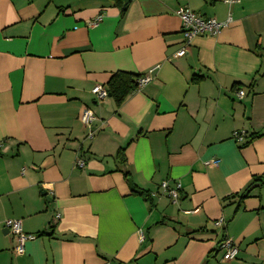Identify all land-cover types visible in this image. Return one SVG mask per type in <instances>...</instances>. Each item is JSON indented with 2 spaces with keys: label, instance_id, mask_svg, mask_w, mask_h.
Listing matches in <instances>:
<instances>
[{
  "label": "crops",
  "instance_id": "crops-1",
  "mask_svg": "<svg viewBox=\"0 0 264 264\" xmlns=\"http://www.w3.org/2000/svg\"><path fill=\"white\" fill-rule=\"evenodd\" d=\"M180 8L230 23L178 57ZM117 72L149 81L97 101ZM261 182L264 0H0V264H264Z\"/></svg>",
  "mask_w": 264,
  "mask_h": 264
},
{
  "label": "built area",
  "instance_id": "built-area-1",
  "mask_svg": "<svg viewBox=\"0 0 264 264\" xmlns=\"http://www.w3.org/2000/svg\"><path fill=\"white\" fill-rule=\"evenodd\" d=\"M210 1H219L223 4L231 7L239 2V0H210ZM176 15L179 17L181 21V34L184 39L183 46L177 51L176 56L181 57L187 52V48L190 44V41L197 36H208L214 37L217 36L220 31L227 27L230 23V19L228 18L224 22H217L214 19H204L198 14H195L190 9L180 8L176 11ZM100 18H97V21ZM149 81V77L140 78L137 82L138 88L143 87ZM90 93L94 96L97 101H102L108 97L107 91L103 86L95 85L91 88ZM238 98H242L244 96V92L239 90L236 93ZM80 122L87 128H90L92 121L94 120L93 114L91 110L84 109L80 114ZM91 135V134H89ZM234 139L237 142H242L243 134L236 133L234 135ZM212 164L217 165L218 161H211ZM75 167L83 168L84 161L82 159H76ZM160 188L163 193H165L173 202L178 199V192L180 190V186L177 184L174 188H169L166 182L160 184ZM223 223L222 219H218L215 222V226H221ZM5 228L9 231V233L13 236L15 241L14 252L17 255H21L24 252V244L27 241L33 240L35 237L33 235L24 234L21 230V224L17 220H6L4 222ZM219 251H221V261L222 262H230L232 261L237 253L238 249L234 242L229 238H224L219 246Z\"/></svg>",
  "mask_w": 264,
  "mask_h": 264
},
{
  "label": "trees",
  "instance_id": "trees-1",
  "mask_svg": "<svg viewBox=\"0 0 264 264\" xmlns=\"http://www.w3.org/2000/svg\"><path fill=\"white\" fill-rule=\"evenodd\" d=\"M116 5L121 9V13L125 11V6L123 7L121 1H117ZM139 79H140L139 76H134V75L123 73V72H117V73L111 74L104 88L107 91V95L113 98L117 105H120L122 101L129 94L139 89L138 84H137ZM235 90L238 91L240 89L239 87H236ZM260 136H261L260 134L250 135L247 143H249L253 139H256ZM116 159L120 162L124 161L123 149H120L117 151ZM125 178H127V174L125 175ZM256 182H260V179L252 180V182L246 187V189L240 195L241 200L246 198L249 195L251 189L253 188ZM260 184L264 185V182H261ZM142 195L147 201H149L150 198L146 193H142Z\"/></svg>",
  "mask_w": 264,
  "mask_h": 264
},
{
  "label": "water",
  "instance_id": "water-1",
  "mask_svg": "<svg viewBox=\"0 0 264 264\" xmlns=\"http://www.w3.org/2000/svg\"><path fill=\"white\" fill-rule=\"evenodd\" d=\"M123 1H124V4H127L130 0H123ZM127 182H128V186H129V188H130L131 191H133V192H139V191H136V190H135V188H134V186L132 185L130 179H128ZM7 231H8V230H7Z\"/></svg>",
  "mask_w": 264,
  "mask_h": 264
}]
</instances>
